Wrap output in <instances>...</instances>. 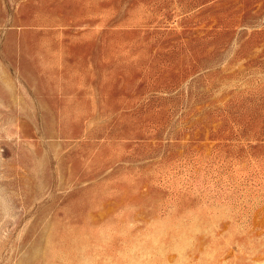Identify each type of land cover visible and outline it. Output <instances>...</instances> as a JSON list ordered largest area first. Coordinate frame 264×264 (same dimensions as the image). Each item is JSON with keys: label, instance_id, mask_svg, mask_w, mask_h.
<instances>
[{"label": "rangeland", "instance_id": "374dc122", "mask_svg": "<svg viewBox=\"0 0 264 264\" xmlns=\"http://www.w3.org/2000/svg\"><path fill=\"white\" fill-rule=\"evenodd\" d=\"M0 264H264V0H0Z\"/></svg>", "mask_w": 264, "mask_h": 264}]
</instances>
